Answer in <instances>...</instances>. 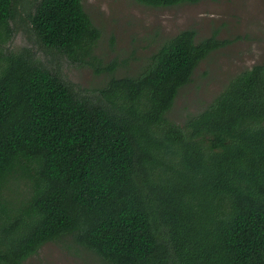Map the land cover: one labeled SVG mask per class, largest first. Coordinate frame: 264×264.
Instances as JSON below:
<instances>
[{"label":"trees","instance_id":"1","mask_svg":"<svg viewBox=\"0 0 264 264\" xmlns=\"http://www.w3.org/2000/svg\"><path fill=\"white\" fill-rule=\"evenodd\" d=\"M25 5L35 40L71 61L100 35L82 0H0V264L63 239L102 264H264V62L182 126L179 89L227 41L181 30L98 96L5 50Z\"/></svg>","mask_w":264,"mask_h":264},{"label":"rangeland","instance_id":"2","mask_svg":"<svg viewBox=\"0 0 264 264\" xmlns=\"http://www.w3.org/2000/svg\"><path fill=\"white\" fill-rule=\"evenodd\" d=\"M82 6L100 35L90 56L81 62L45 49L35 40L27 22V5L20 8V17L10 23L12 33L5 50L29 48L82 91L99 96V90L112 76L137 75L146 59L179 31L195 30L196 41L215 35L227 42L198 64L191 81L179 89L167 113L169 120L182 126L188 116L204 109L230 79L264 62V0H199L166 7L148 6L136 0H82ZM23 189L20 183L18 191ZM24 264L102 261L93 252L63 239L44 243Z\"/></svg>","mask_w":264,"mask_h":264}]
</instances>
